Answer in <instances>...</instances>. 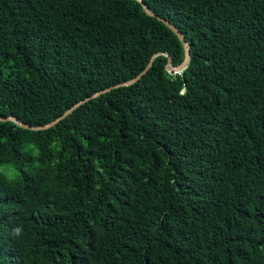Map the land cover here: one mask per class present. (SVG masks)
Masks as SVG:
<instances>
[{"label":"trees","instance_id":"trees-1","mask_svg":"<svg viewBox=\"0 0 264 264\" xmlns=\"http://www.w3.org/2000/svg\"><path fill=\"white\" fill-rule=\"evenodd\" d=\"M143 2L0 0L4 118L154 56L0 120V264H264V0Z\"/></svg>","mask_w":264,"mask_h":264},{"label":"water","instance_id":"water-1","mask_svg":"<svg viewBox=\"0 0 264 264\" xmlns=\"http://www.w3.org/2000/svg\"><path fill=\"white\" fill-rule=\"evenodd\" d=\"M137 1H139L141 3V5L143 6V8L145 9V12L147 14L152 15V12L146 7V4L143 2V0H137ZM158 19L161 22H163L177 36V38L181 41V43L183 45L184 57H183L182 62L179 65L172 66L170 64V60H171L170 57L168 56V54L166 52H163V54L168 57L167 63L165 65V69L168 72L179 73V72H181L186 67V64H187V62L189 60L190 47L188 45V42L185 40L184 36L182 35V33L173 24H171L168 20H166V19H164L162 17H158ZM153 58H154V56H152V58L147 63V65L144 67V69L138 75H136L135 77H133L132 79H129L128 81H125L123 83H118V84H115L113 86L107 87L105 89H102L100 91H97V92L93 93L89 97H85L84 99H82V100L78 101L77 103H75L72 107H70L67 110H65L63 114H61L60 116H58L57 118L53 119L52 121H50L49 123H47L45 125H41V126H29L27 124H23L22 122L16 120L14 117H11V116L6 117V118L0 116V120H12V121L17 122L20 126L27 127V128H30V129H46V128H49V127L55 125L60 119L66 117L75 107H77L80 104L86 102L90 98H94L96 96H99L100 94H102V93H104L106 91H109L112 88H117L119 86L131 85L134 82L138 81V79H140L142 77V75L144 73H146V71L150 68V66L152 64V61H153Z\"/></svg>","mask_w":264,"mask_h":264},{"label":"rangeland","instance_id":"rangeland-1","mask_svg":"<svg viewBox=\"0 0 264 264\" xmlns=\"http://www.w3.org/2000/svg\"><path fill=\"white\" fill-rule=\"evenodd\" d=\"M15 170L14 169H10L7 171L8 175H12V174H15Z\"/></svg>","mask_w":264,"mask_h":264},{"label":"clouds","instance_id":"clouds-1","mask_svg":"<svg viewBox=\"0 0 264 264\" xmlns=\"http://www.w3.org/2000/svg\"><path fill=\"white\" fill-rule=\"evenodd\" d=\"M17 231H19V230H17Z\"/></svg>","mask_w":264,"mask_h":264}]
</instances>
